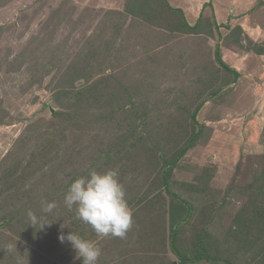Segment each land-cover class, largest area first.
<instances>
[{
	"label": "rangeland",
	"instance_id": "1",
	"mask_svg": "<svg viewBox=\"0 0 264 264\" xmlns=\"http://www.w3.org/2000/svg\"><path fill=\"white\" fill-rule=\"evenodd\" d=\"M142 1L0 0V264H81L69 231L97 264H264V114L218 63L221 27L264 67V0ZM89 169L118 173L124 238L65 205Z\"/></svg>",
	"mask_w": 264,
	"mask_h": 264
},
{
	"label": "clouds",
	"instance_id": "2",
	"mask_svg": "<svg viewBox=\"0 0 264 264\" xmlns=\"http://www.w3.org/2000/svg\"><path fill=\"white\" fill-rule=\"evenodd\" d=\"M117 176L118 173L112 169L103 172L89 169L86 175L75 178L65 192L64 203L68 209L72 210L75 206L77 218L100 237L124 238L132 226V214L125 199V190ZM55 207V202L41 201L44 213H50ZM26 215L30 225L36 229L50 225L31 209L26 211ZM58 238L61 243H70L81 264H97L100 249L95 243L70 231ZM6 250L16 251V242L8 245Z\"/></svg>",
	"mask_w": 264,
	"mask_h": 264
},
{
	"label": "crops",
	"instance_id": "3",
	"mask_svg": "<svg viewBox=\"0 0 264 264\" xmlns=\"http://www.w3.org/2000/svg\"><path fill=\"white\" fill-rule=\"evenodd\" d=\"M167 3L171 7L170 0H167ZM214 7L215 11H218V7ZM218 13L219 12H217V14ZM226 18L227 20L231 19L229 18L228 13ZM225 23L226 22L222 21V19L217 22L219 26L221 24L226 25ZM219 32L221 33L222 38L218 48L219 53H221V61L226 64L232 72L237 74L236 81L232 82L231 85V94L234 95L236 100H241L243 98L246 99L247 102L245 106L248 108V114L255 115L258 121L261 122V112L264 114V103H262L259 96L264 95V88H260L259 86L263 85L262 83L264 82V67L260 66L257 58L252 57V53H242L240 52V49L234 50V46L231 45L230 38L225 39V36L228 35L227 30L220 27ZM246 33L248 34V32ZM260 90L262 92L258 93L257 91ZM245 113L247 112L245 111Z\"/></svg>",
	"mask_w": 264,
	"mask_h": 264
},
{
	"label": "trees",
	"instance_id": "4",
	"mask_svg": "<svg viewBox=\"0 0 264 264\" xmlns=\"http://www.w3.org/2000/svg\"><path fill=\"white\" fill-rule=\"evenodd\" d=\"M158 1H161V0H158ZM141 2H144V1L139 0V3H141ZM162 3H164V4L166 5V7H168L165 1L162 2ZM162 3H161L160 6H162ZM175 12L180 13V12L177 11V10H176ZM134 13H135V12H132L133 15H134ZM173 13H174V12H173ZM179 15H180V14H179ZM187 27H188V26H187ZM187 29H188V31L195 32V31L198 29V26H195V27H188ZM238 29H239L238 31L242 33L243 30H242L241 28H238ZM241 30H242V31H241ZM210 34H211V33H210ZM242 34H243V33H242ZM234 35H235V34H233V35H231V36H230V34H229V35H226V36H225V39L230 38V41L233 42V40H231V38L234 37ZM216 51H217V48H216ZM218 63H219V65H220V67H221V69H220L221 73H230V72H231V73H230L231 80H234V79L237 77V74H236L235 72H232V71L230 70V68H229L226 64H224V63L221 61L219 50H218ZM232 73H233V74H232ZM235 76H236V77H235Z\"/></svg>",
	"mask_w": 264,
	"mask_h": 264
}]
</instances>
